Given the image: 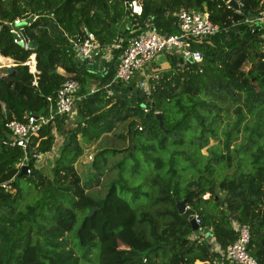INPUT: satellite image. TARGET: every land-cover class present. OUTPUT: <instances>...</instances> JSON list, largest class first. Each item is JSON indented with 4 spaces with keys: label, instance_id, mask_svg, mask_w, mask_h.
<instances>
[{
    "label": "trees",
    "instance_id": "obj_1",
    "mask_svg": "<svg viewBox=\"0 0 264 264\" xmlns=\"http://www.w3.org/2000/svg\"><path fill=\"white\" fill-rule=\"evenodd\" d=\"M140 2L136 15L125 0H0V56L13 63L0 76V264H232L223 251L237 237L234 223L247 225V251L264 264V22H244L264 11V0H237L241 13L219 0ZM181 8L205 11L219 30L192 40L200 62L179 67L180 58L167 54L170 66L149 82V94L138 90L135 76L107 96L101 86L113 76L115 59L101 70L78 63L74 42L87 32L100 45L149 28L174 33ZM11 26L32 46L14 42ZM31 55L34 73L25 64ZM67 78L77 81V94L93 80L99 90L75 102L77 117L69 125L57 116L30 138L44 154L52 126L61 135L51 174L38 170L27 151L29 172L19 175L23 150L11 144L5 123L46 113ZM119 125L125 133L117 137L127 145L102 148L88 169L107 152L137 151L150 163L149 177L133 185L119 173L99 196L93 189L100 177L82 181L76 170L79 136L95 140ZM210 139L216 144L208 146ZM138 161L132 175L140 171ZM215 165L234 171L215 180ZM21 178L38 194L22 209ZM127 196H145L148 207L137 209ZM177 200L187 206L182 214ZM195 215L193 230L188 217ZM85 223L89 244L78 235Z\"/></svg>",
    "mask_w": 264,
    "mask_h": 264
},
{
    "label": "built area",
    "instance_id": "obj_2",
    "mask_svg": "<svg viewBox=\"0 0 264 264\" xmlns=\"http://www.w3.org/2000/svg\"><path fill=\"white\" fill-rule=\"evenodd\" d=\"M213 2L214 0H206ZM234 5L235 12L241 13V8L237 0H219ZM206 6L205 2L202 3ZM125 6L132 14L139 15L142 11L140 0H125ZM177 21V31L174 33H160L152 28L139 30L135 34L123 39H118L111 44L100 45L94 39L91 33L87 32L82 40H75L76 47L75 56L84 59L86 64L100 66V70L105 61L115 59V71L113 76L103 84L101 88L107 96H112L114 87L119 83L127 85L132 78L137 76L136 87L143 94L150 92L149 82L157 75L158 72L142 71V67L154 58L163 55L167 59V54L177 55L180 60H176V66H182L188 59L190 62H200L202 55L199 50L192 48V40L206 35L214 34L219 30L217 24L213 23L205 11H191L181 8L175 14ZM244 22L248 24L260 25L264 22V11L244 18ZM18 23V20H14ZM10 31L13 33V41L19 43L23 47L28 48L27 40L22 36L21 32L11 26ZM112 51V52H110ZM168 60V59H167ZM29 67V71L34 73V56L31 55L29 60L25 62ZM35 84V80L33 81ZM79 85L72 78L65 79L55 92L54 106L49 107L44 114H27L23 120H9L5 126L10 130V142L23 150V158L21 165H26L27 151H32L34 160H38L41 156L36 152L34 146L30 143V138L37 136L41 125L53 123L57 116H64L71 112L75 102L80 98L90 97L99 90L98 86H90L82 93L77 94ZM140 129V126H138ZM92 155L86 156L87 161H92ZM27 167V165H26ZM26 172H29L26 168ZM5 186V184H3ZM7 187V186H5ZM208 197V193L203 195ZM187 208V206H184ZM194 221L199 222V218L195 215ZM237 231L236 239L228 244L223 251L224 257L232 264H260L258 260L247 251V243L249 240V231L246 224H233ZM195 264H210L207 261H196Z\"/></svg>",
    "mask_w": 264,
    "mask_h": 264
},
{
    "label": "rangeland",
    "instance_id": "obj_3",
    "mask_svg": "<svg viewBox=\"0 0 264 264\" xmlns=\"http://www.w3.org/2000/svg\"><path fill=\"white\" fill-rule=\"evenodd\" d=\"M119 27V26H118ZM122 25H120L121 29ZM12 59L9 58L3 62H0V74L5 73V69L8 66H12ZM167 69V68H166ZM165 70V69H163ZM91 86H96V81H92ZM75 104L70 113L66 115V124L69 125L71 122L76 120V115L74 111ZM226 121V120H225ZM119 132L125 133L124 130L121 129L120 125L115 127L111 132L105 134L98 139L89 140L86 137L79 136V142L82 147V153L78 157L75 167L82 181H87L90 178H94L97 175L100 177V184L98 187L93 189V192L96 195L103 196L105 191L107 190L111 181L117 176V174L121 173L130 183L136 185L146 177H149L148 168H150V163L146 162L139 152H134L132 155H126V152H118L115 154L105 153L104 155H99L98 164L91 169H88L87 163L90 161L86 160V156L91 154L92 157L102 148L113 147V148H124L127 144L122 138L117 137ZM127 138V135H125ZM61 142V135L57 133L55 128L52 126V141L51 147L48 152L41 154L38 160H34L35 167L40 170L42 173L46 175L51 174V168L53 166V162L57 155L58 145ZM216 144V141L213 139L209 140V145ZM203 154H206V147L201 149ZM167 154L166 151L162 152V154ZM134 156V157H132ZM244 156H247L244 154ZM135 159L139 160L140 171H138L135 175L130 173V166L134 163ZM123 160V163L120 164L122 168L118 166H114L117 162ZM180 164H184L180 161ZM246 165V161L243 163V166ZM219 166L215 165L216 171L214 173L215 180L223 178L225 175L230 174L234 171V167L226 168L223 170L217 169ZM19 185L23 189L24 197L20 200L18 204V208L22 209L28 203H32L38 196L36 190L33 187H27V181L24 178L19 180ZM144 188H146L144 186ZM221 194V193H220ZM127 199L130 201L131 205L136 207H148L149 200L145 196H141L137 201L131 200L129 196ZM93 211V210H92ZM91 211V213H92ZM90 213V214H91ZM90 219V218H89ZM79 238L82 243L89 244V238L92 235L89 231L88 224L85 223L82 228L78 231Z\"/></svg>",
    "mask_w": 264,
    "mask_h": 264
},
{
    "label": "water",
    "instance_id": "obj_4",
    "mask_svg": "<svg viewBox=\"0 0 264 264\" xmlns=\"http://www.w3.org/2000/svg\"><path fill=\"white\" fill-rule=\"evenodd\" d=\"M233 5L236 6V2H233ZM32 19H33V16H31V17L29 18V20H32ZM85 31L87 32V29H86V28H85ZM31 46H32L31 42L28 43V47H31ZM73 49H74V51L77 50L75 46L73 47ZM188 62H190V59H188ZM78 63H81V64L84 65V64H86V61H85L84 59H79V60H78ZM87 67H93V68H95V65L87 64ZM99 69H100V66H99ZM11 72H12V66H8V67L5 69V73H4V74H0V76H8L9 73H11ZM91 99H92V98H91ZM91 165H92V162H88V163H87V167H88V168H89ZM26 168H27L26 165H21V167H20V171H19V175L24 174V173L26 172ZM175 206H176V209H177L178 213H180V214L184 213L185 208H184V201H183V200H177L176 203H175ZM93 209H94V207L91 208V211H92ZM188 220H189V222H190L191 227H192L193 230L198 229V224L194 221V219H193L192 216H189V217H188Z\"/></svg>",
    "mask_w": 264,
    "mask_h": 264
},
{
    "label": "crops",
    "instance_id": "obj_5",
    "mask_svg": "<svg viewBox=\"0 0 264 264\" xmlns=\"http://www.w3.org/2000/svg\"><path fill=\"white\" fill-rule=\"evenodd\" d=\"M120 25H123V23L119 24V27H120ZM127 27H129V26H127ZM110 52H112V51H110ZM169 66H170V62L167 59H165L163 57V55H160V56L154 58L153 60H151L150 62H148L147 64H145L142 67V71L143 72H145V71L160 72V71H163V69L168 68Z\"/></svg>",
    "mask_w": 264,
    "mask_h": 264
},
{
    "label": "bare ground",
    "instance_id": "obj_6",
    "mask_svg": "<svg viewBox=\"0 0 264 264\" xmlns=\"http://www.w3.org/2000/svg\"><path fill=\"white\" fill-rule=\"evenodd\" d=\"M8 59H9L8 57L0 56V62H3V61L8 60Z\"/></svg>",
    "mask_w": 264,
    "mask_h": 264
}]
</instances>
